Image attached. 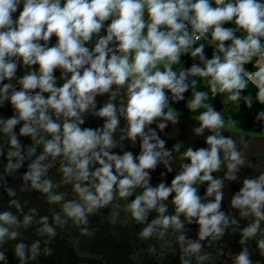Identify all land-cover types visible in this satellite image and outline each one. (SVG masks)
Listing matches in <instances>:
<instances>
[{
  "label": "clouds",
  "instance_id": "1",
  "mask_svg": "<svg viewBox=\"0 0 264 264\" xmlns=\"http://www.w3.org/2000/svg\"><path fill=\"white\" fill-rule=\"evenodd\" d=\"M21 2L22 0H0V81L11 79L17 67L15 62L6 60L5 57L19 56L26 65H39L40 74L33 71L21 79L22 89L10 97L18 112V118L9 119L4 131L9 132L20 120L25 121L21 128L22 134L34 136L38 128L42 129L51 135V139L45 142V154L53 157L68 155L80 170L78 178L87 180L90 175L98 178L96 194L80 184L75 185L77 192L88 202V211L93 206L109 203L113 198L114 185H119L121 197L129 195L128 189L139 185L149 175L145 170L156 167L160 152L154 149L157 146L162 149L164 142L158 140L157 144L150 143L149 140L155 133L153 137L145 135V125L163 115L167 99L165 88L179 94L187 86L182 84L184 73L177 79L170 68L155 73L150 70L156 67L158 61L167 59L176 62L180 50L187 49L193 42L182 20H189L195 32L207 33L212 28L213 39L220 41L219 49L225 51L223 62L219 57H214L207 62L205 69L193 66L190 70L194 74L212 76L213 91L216 90L217 83L220 91L244 87L240 76L243 71L241 65L260 50L258 37L264 36V5L257 0H236L235 3L227 4H224V0H216L217 5L223 7L215 8L210 6L209 0H65L63 6L60 5V0H23L22 9ZM145 7L150 20L147 25L143 19ZM17 12L18 17H14ZM189 13L193 15L189 16ZM113 15L116 18L109 24L108 34L100 38L90 52L84 42L91 40L93 33H98L103 22ZM233 17L236 18L235 23L247 31L246 39L234 38L231 29L221 27L223 22L231 21ZM161 26L169 30L161 31ZM145 27L146 35L143 34ZM53 35L57 38L55 46L46 47L37 43L40 40L48 41ZM114 38L118 42V50L125 55L113 54L109 57L108 44ZM230 39L233 40V46L225 50L223 42ZM202 50V47L195 49L193 55L201 53ZM132 52L135 54L130 63L128 54ZM58 67L72 73L60 87L56 86L54 76V70ZM256 76L261 86L259 97L264 101V67L260 68ZM130 77L134 79L128 87L127 106L121 108V112L126 114L129 123L128 136L133 140L137 136L143 137L142 153L135 158L138 163L130 152L117 156L105 150L115 146L112 132L119 120L114 104H105L97 113L100 117L107 118L103 129L80 127L84 123L80 114L89 106L94 107L95 96L109 92L114 84L124 85ZM10 87V84H5L0 91L7 92ZM37 88L41 91L31 95V90ZM43 92L50 95L45 98ZM202 95L197 94L193 107L199 104ZM49 108L54 110L57 117L62 115L66 118L62 124L51 118L48 114ZM165 118L173 117L169 113ZM200 120L202 127L210 129L217 128L222 123L220 114L211 109L203 113ZM33 124L38 127H33ZM159 127L164 128L165 125L160 124ZM201 130L197 129L198 132ZM207 143L211 146L210 150L188 149L185 155L190 158L191 163L185 166L183 173L173 179L172 187L166 188L161 183L155 189L147 188L132 201V215L137 220L144 218L146 208H154L158 199H166L174 190L177 212L184 213L187 217L198 216L201 239L222 231L218 226L226 221L223 213L217 211L221 194L217 193L216 202L201 204L197 190L192 185L199 178L211 181L209 193L221 187V182L213 180L210 173L220 166L218 149H232L233 143L230 139H218L216 136L208 137ZM11 144L18 145L15 136L12 137ZM45 158V155L39 156L37 162L30 166L33 171L29 175L34 183L39 181L44 171L39 161ZM93 158L101 167L90 173L88 166ZM229 159L240 163L239 155L234 150L230 152ZM110 162H114L115 169L124 178L118 179ZM228 166L235 168L236 164L230 163ZM64 171L71 174L73 169L66 167ZM125 172L127 176H124ZM201 172L204 173L203 176H200ZM44 184L47 185L44 191H48L50 182L45 181ZM262 189L264 176L259 181L245 180L244 187L233 199V205L250 207L257 217L261 216L259 208L264 203ZM51 199L60 200L61 197L53 196ZM142 203L146 208L141 206ZM65 210L70 216L77 218H83L85 214V209L79 204H68ZM159 211L163 212L164 208L161 207ZM9 219L8 214L0 216V220ZM153 223L165 227L170 223L180 226L177 216L164 217ZM257 227L258 223L253 224L245 230L244 235H254ZM152 230L149 225L144 229L143 235L148 236ZM48 231L51 232L52 229ZM3 235L4 229H0V237ZM190 247L197 250L200 245L191 244ZM237 261L238 264H250L246 252H242Z\"/></svg>",
  "mask_w": 264,
  "mask_h": 264
},
{
  "label": "flooded vegetation",
  "instance_id": "2",
  "mask_svg": "<svg viewBox=\"0 0 264 264\" xmlns=\"http://www.w3.org/2000/svg\"><path fill=\"white\" fill-rule=\"evenodd\" d=\"M37 43L52 47L56 45L57 38L53 35L48 41L40 40ZM84 46L90 52L95 48L90 40L84 42ZM5 59L15 62L17 66L14 76L11 79L7 78L13 93L22 89L21 79L24 76L33 71L37 75L40 74L39 65H26L22 57L11 56ZM182 63L175 70H172L171 66V71L175 73ZM71 75L72 73L65 72L62 68H56L54 70L56 86H62ZM202 80L201 75L197 79L193 93L185 103L166 99L163 115L145 125V135L153 137L155 133V136L149 140L150 143L157 144L158 140L164 142L162 149L158 146L154 149L160 152L155 169H146L149 175L139 185L128 189L130 194L127 196L121 197L119 185H114L112 200L107 204L93 206L91 211L87 210L88 202L77 192L75 185L80 184L81 187L96 194L98 178L91 175L87 180L78 178L80 170L68 155L53 157L45 154V142L51 139V135L42 129L38 128L34 136L29 135L36 148L37 158L41 155L46 157L41 162L44 165V178L51 184L47 192L54 224L60 235L73 245L77 256L92 258L103 264H238L237 257L242 252H246L250 264H264V247H261L264 244V203L259 208L261 213L259 217L250 207L235 206L232 203L244 187L245 180L259 181L260 177L264 176V116L236 118L233 113L238 103L231 105L222 98L229 117L220 116L222 123L217 128L202 127L200 117L206 112L207 107L202 109L199 104L193 107L197 96L196 90ZM131 82L132 80L129 79L124 85L114 84L109 92L96 95L94 107L89 106L80 114L84 121L80 127L82 129H103L107 118L100 117L97 113L105 104H114L119 120L112 132L115 146L105 150L117 156L130 152L135 160L142 153L143 137L137 136L133 140L128 136L129 123L126 114L121 112V108L127 106L128 87ZM40 91L37 88L31 90L30 94L35 95ZM42 95L47 98L50 93L43 92ZM169 113L172 119L165 118ZM48 114L60 124L66 119L62 115L57 117L51 108L48 109ZM160 124H164L165 127L160 128ZM32 126L38 127L35 124ZM197 129L202 130L198 132ZM210 136L230 139L233 143L232 149H218L221 163L217 170L210 173L213 180L221 182V187L209 193L211 181H203L199 178L192 186L197 190L201 204L214 203L217 193L221 194L217 211L223 213L225 217L226 223L222 222L218 226L222 231L201 239L198 216L187 217L186 214L177 212L174 190L166 199H158L156 206L152 209H147L142 203L141 206L146 208L145 216L142 220H137L132 215L130 207L132 201L141 196L147 188L155 189L161 183L166 188L172 187L173 179L183 173L185 166L191 163L190 158L185 155L188 149L210 150L211 146L207 143V138ZM233 150L238 153L240 163L229 159L230 152ZM135 162L138 163V160ZM110 163L113 164L112 170L114 174H117L118 179L124 178L115 169L114 162ZM230 163H235V168H229ZM66 167L73 169V172L66 174L64 171ZM100 167L101 165L94 158L90 160L88 166L90 173ZM203 175L204 173L201 172L200 176ZM124 176H127L126 172ZM53 196H60L61 199L53 200L51 199ZM68 204L81 205L85 209L84 217L70 216L65 210ZM161 207L164 208L163 212L159 211ZM172 216L178 217L179 227L174 223H170L167 227L153 223L164 217ZM255 223H258L255 234L246 237L245 230ZM149 225L153 230L148 236H144L143 231ZM191 244H199L200 247L192 250ZM15 249L17 247L14 248L12 245H3L0 239V264H28L29 255L24 251L23 254L15 253ZM24 258L26 262L23 261Z\"/></svg>",
  "mask_w": 264,
  "mask_h": 264
},
{
  "label": "water",
  "instance_id": "3",
  "mask_svg": "<svg viewBox=\"0 0 264 264\" xmlns=\"http://www.w3.org/2000/svg\"><path fill=\"white\" fill-rule=\"evenodd\" d=\"M236 0H224V4L235 3ZM264 5V0H257ZM211 7H223L217 5L216 0H209ZM23 0L21 2V9ZM19 12L14 14L18 17ZM236 18L230 21L235 23ZM236 24V23H235ZM264 41V36L258 37ZM202 52L193 55L195 49L201 48ZM182 63L175 72L176 78L186 85L182 93H173L165 88L164 92L168 100L185 103L195 89L200 74L192 73L193 66L205 69L209 60L217 57L216 52L209 45H199ZM8 84L7 78L0 81V89ZM13 91H0V216L8 214L9 220H0V229H4V235L0 237L3 245H12L15 253L26 252L30 260L28 264H103L101 261L79 257L73 249V245L59 233L54 224L49 208V194L44 191L46 181L44 171L36 183L30 178L33 171L31 164L37 162L36 148L29 135L21 133L25 121L20 120L9 132H5L6 122L11 118H18V112L12 105L10 97ZM213 110L222 117H229L223 100L217 96L206 108V112ZM262 130V129H260ZM18 141L17 146L11 144L12 137ZM16 153V155H11ZM42 168L43 163L39 161ZM42 185L37 187L36 185ZM48 229H52L51 232ZM25 255V254H24ZM26 262V259H23Z\"/></svg>",
  "mask_w": 264,
  "mask_h": 264
},
{
  "label": "trees",
  "instance_id": "4",
  "mask_svg": "<svg viewBox=\"0 0 264 264\" xmlns=\"http://www.w3.org/2000/svg\"><path fill=\"white\" fill-rule=\"evenodd\" d=\"M195 2V0H192ZM115 15L109 17V19L105 20L103 22V26L100 29L98 33H93L91 42L96 45L100 38L105 37L107 33V29L109 24L112 22L113 19H115ZM227 24L231 26L226 27V29H231L233 32V37L235 34V31H233V27L235 28H241L237 24L232 23L230 21H226ZM243 29V28H242ZM115 38L113 41L109 42L108 45L112 44L114 42ZM231 39L224 41V45L226 47H230L231 45ZM193 48L188 50V51H182V53L179 55V58L176 62L173 63L172 65V70H175L179 64L184 62L186 58L193 52ZM202 82L199 84L197 88V94H203L202 98L199 101V105L202 107V109L208 107V105L213 101V99L217 96H220L223 98L226 103H229L231 105L236 104L234 102L235 99H232L233 96H235V90L236 88L232 89L231 91H220V85L217 83L215 85V91H213V77L212 76H204L202 75ZM260 89H258L256 86L252 85L250 87H247V89L239 95V98L237 103V108L235 109L233 115L236 118H241V119H246L248 117H258L261 118L264 116V101H262L259 97Z\"/></svg>",
  "mask_w": 264,
  "mask_h": 264
},
{
  "label": "built area",
  "instance_id": "5",
  "mask_svg": "<svg viewBox=\"0 0 264 264\" xmlns=\"http://www.w3.org/2000/svg\"><path fill=\"white\" fill-rule=\"evenodd\" d=\"M64 3H65V0H60L61 6H63ZM182 22L186 26L185 30L188 32L189 37L193 40V43H194V46L192 47L193 49H195L199 45H209L212 49H214V51L217 54V57L220 58L221 62L224 61L225 51H221L219 49V44L221 42L213 39V35H212L213 29L212 28H209L207 33H199V32H195V30L193 29V26L189 20H182ZM221 27L226 28L222 24H221ZM197 36H199V39H196ZM232 46L233 45L231 44L230 47H232ZM230 47L225 46V50H227ZM116 50H118V46L116 47ZM262 56H264V48L263 47H261L258 52H256L254 55H252L250 57V59H248L246 62H244L241 65L243 71L240 73V76L241 77L243 76L246 79L244 81L242 80L244 83V86L248 85L250 82V84H252V85L256 86L258 89H260L261 86L259 85L258 77L256 76V73L258 71L248 70L247 65L252 64L256 59H260ZM259 63H260L261 67H264V61L263 60H261Z\"/></svg>",
  "mask_w": 264,
  "mask_h": 264
},
{
  "label": "rangeland",
  "instance_id": "6",
  "mask_svg": "<svg viewBox=\"0 0 264 264\" xmlns=\"http://www.w3.org/2000/svg\"><path fill=\"white\" fill-rule=\"evenodd\" d=\"M189 15L191 16L193 14L192 13H189ZM143 19H144L146 25L150 22L146 7L144 9ZM222 25L225 26V27H230L231 28V26L229 24H227L226 22H223ZM232 29H233V31H235L234 38L246 39V37L248 36L247 31L244 30V29H242V28H235V27H233ZM160 30L161 31H168L169 29H167L165 26H161ZM146 33H147V27H145V29L143 30V34L146 35ZM259 41H260L261 47L264 48V41L262 39H260V38H259ZM231 44L233 45V40L231 41ZM117 46H118V42L116 40H114V42L112 44L108 45V49H109V53L108 54H109V57L111 55H113V54H115L117 56H123V55H125L124 53L120 52L119 50H116V47ZM193 46H194V43L192 42L188 46L187 49H183L182 48L180 50V54L182 53V51H188V50H190ZM134 54H135L134 52L128 54L129 55V62L130 63L132 62V58L134 57ZM261 60L264 61V56H262L260 59H256L252 64L247 65V69L248 70H256V71H259L260 68H262L260 66V63H259ZM172 65H173V62L165 59V60H162V61H158L157 64H156V67L152 68L150 71H151V73H155L156 71L163 72V71H166L168 68L171 69V66ZM129 79L130 80H133L134 77H130ZM241 80L244 81L246 79H245V77L242 76L241 77ZM250 86H251V84L249 82V84L246 85V86H244L243 88H236V90H235L236 91L235 92V97L236 98L234 100L235 103L238 102L236 100H238L239 95L241 94V92L245 91L247 89V87H250Z\"/></svg>",
  "mask_w": 264,
  "mask_h": 264
}]
</instances>
